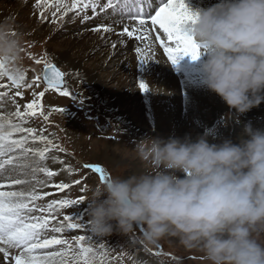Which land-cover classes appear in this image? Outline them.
<instances>
[{
    "label": "clouds",
    "instance_id": "obj_1",
    "mask_svg": "<svg viewBox=\"0 0 264 264\" xmlns=\"http://www.w3.org/2000/svg\"><path fill=\"white\" fill-rule=\"evenodd\" d=\"M187 29L206 57L203 85L238 114L259 106L264 0H218ZM24 60V33L0 21L5 75L23 76ZM136 152L152 170L95 187L87 201L92 235L127 236L143 225L145 249L176 238L208 264H264V130L246 126L239 143L146 138Z\"/></svg>",
    "mask_w": 264,
    "mask_h": 264
},
{
    "label": "rangeland",
    "instance_id": "obj_2",
    "mask_svg": "<svg viewBox=\"0 0 264 264\" xmlns=\"http://www.w3.org/2000/svg\"><path fill=\"white\" fill-rule=\"evenodd\" d=\"M190 1L185 0V4L191 12L196 14L205 10ZM2 2L6 4H1ZM35 4L36 0H24L23 4L20 0H0V21H8L14 28L18 27L24 33L25 84L31 83L36 75H40L43 65L35 64L36 58L46 57L65 74L64 85L71 95L61 96L57 92H46L41 104L44 113H51L49 119L44 121L40 115L29 116L26 117L27 123L24 124V127L36 129L38 135L43 130L44 136L51 139L54 144L60 145L65 151L60 152L52 148L46 153L44 161H38V156L29 153L27 157L14 161L12 165H5V169L0 170V183L6 180L3 176L11 177L8 174L14 172L20 165L30 166L37 163L51 170L50 166L55 163L58 167L56 168L58 169L56 170L57 175L51 180L44 173L32 172L29 174L30 178H26L32 181V184L12 187L18 190L35 186L39 192L54 193L37 201V204L41 206H46L53 199H79L83 196L82 204L60 210L57 220L62 219L63 215H73L87 226L88 197L101 182L97 175L83 167L85 164L101 165L110 177H127L152 170L138 157L136 152L137 142L143 139L184 140L186 138L196 141L203 137L209 144H221L225 141L239 143V136L246 126H251L254 130H264V103H260L259 106L244 114H238L234 109H230L218 95L203 85L201 64L206 58L203 54L198 60L192 62L194 67L188 75H184L185 71H170L179 80L175 83V93L178 98L170 95L171 92L167 88L166 96L154 105L149 91L144 92L139 89V82L143 81L147 84L144 74L151 72L147 64L146 67L144 65L137 70V73L130 76L127 92H125L128 96L126 98L137 97L141 109L136 111L130 100H127L128 104L124 102L126 107H121V104L117 103L116 94L112 96L105 92L107 89L109 92L116 89V81L113 78L109 79L114 77L110 73L116 72L117 69H114L112 65H107L103 55L104 51L100 52L96 49L90 53L94 45L92 38L83 35L86 31L94 33L92 29L97 27V24L93 25L94 20L112 16L115 20L121 21V17L113 14L110 9H106L85 22H81L79 17L73 22L71 19L73 13H69L63 22L54 24L51 22L53 18L51 14L55 9L49 8L45 11L36 8ZM41 11L44 12L43 18L40 15ZM89 15H92L90 9ZM132 39V43L135 41L140 43L135 38ZM53 41L63 45L81 42L82 45L80 48H73L67 56L63 53L58 54L51 48L50 44ZM190 57L185 56L179 60L184 62ZM75 58L81 59L80 66L74 63ZM99 65L106 66V71L103 72L109 76L104 77V79L108 77L109 82L102 91L87 76V68L97 69ZM166 65L168 66L167 62ZM165 69L167 68H163L162 71L167 75L168 72L164 71ZM1 81H4L3 84L6 87L0 91L7 94L0 102L12 101L11 97H14L16 103L12 101L10 104L15 107V110L16 104H19L23 111V106L33 99V92L43 90L42 84L39 88L21 87L17 89L11 86L7 78ZM157 81L158 86L165 87L166 82L161 75L155 78V82ZM17 91L23 93L22 97L15 96ZM73 97L76 99L73 100ZM57 108L65 111H51ZM75 125L78 129H75ZM28 146L40 150L45 147V144L40 141H30ZM103 149L109 153L112 152L115 157L105 156L106 151ZM59 161L64 163L61 164ZM69 168L71 172L67 170ZM76 180H81L82 184H75ZM42 181L45 182L44 186L40 185ZM56 183H68L70 188L60 193L47 186ZM143 231L144 226L138 225L134 232L127 236H121L114 231L110 236L96 237L89 232L88 228L87 231L83 229L66 230L64 235L66 238L74 235L89 236L95 247H99L98 244H104L110 252V255L105 257L104 264H208L202 253L185 249L176 238H165L158 245L145 249L140 243V235ZM52 235L59 237L61 234L53 233ZM261 239L264 240V233H261ZM16 252L15 249L10 250V253L15 254ZM10 260L11 256L9 260H5L3 253H0V264H9Z\"/></svg>",
    "mask_w": 264,
    "mask_h": 264
},
{
    "label": "snow or ice",
    "instance_id": "obj_3",
    "mask_svg": "<svg viewBox=\"0 0 264 264\" xmlns=\"http://www.w3.org/2000/svg\"><path fill=\"white\" fill-rule=\"evenodd\" d=\"M145 3L147 0H105L103 3L101 0H55V2L36 0L35 7L45 11L54 8L55 11L51 14L53 17L51 22L54 24L63 22L69 13H73L71 18L73 22L77 17L81 19V22H85L98 12L110 9L113 14L119 15L121 20L126 19L129 22L124 24L121 32L116 34L120 37L135 38L140 42L136 48L140 65L147 64L152 58L156 42L173 65L185 56L198 60L203 54L201 46L188 34L187 29V25L194 22L196 14L188 9L185 0H167L166 3L156 4L154 8L148 4L147 9L144 7ZM40 15L43 18L44 12L41 11ZM92 31L109 33L114 29L110 25L102 24L94 27ZM120 43H123V39ZM116 46V44L112 45L113 48ZM35 64L43 65L42 74L36 75L31 83L25 84V74L19 78L5 75L6 69L0 63V80L7 78L11 86L19 89L21 87L39 88L41 84L43 85L42 91L33 92V99L23 106V111L20 105L16 104L14 113L0 112V170L5 169V165H12L14 161L27 157L29 153L38 156L40 161H44L46 153L52 148L60 152L65 151L60 145L54 144L51 139L44 136L43 130L38 135L36 129L24 127L27 123L26 117L29 116L40 115L44 121L49 119L51 113H44L41 104L46 92H57L61 96L71 95L64 85L65 74L55 64L46 57L36 58ZM5 87L6 85L0 83V89ZM138 87L141 91H149L148 85L143 81L138 83ZM6 94L0 92V100ZM22 95L20 91L15 93V96L22 97ZM11 99L15 104V98L11 97ZM75 99L73 97V100ZM51 111L64 112L65 110L57 108ZM30 141H40L45 144V147L35 150L28 146ZM23 166L30 167L33 173H44L49 180L57 175L56 172L39 164ZM83 167L97 175L101 183L111 178L99 164H85ZM67 170L71 172L70 168ZM30 184H32L30 180L11 177L0 183V253H3L4 259L9 260L11 256L9 264L12 262L14 264H104L105 257L110 255L104 244H98L99 247H95L91 237L85 235L65 237L66 230L87 231V226L81 219L73 215H63L62 219L57 220L60 210L82 204L83 196L79 199H53L46 206H41L37 204V201L54 193L39 192L35 186L18 190L12 187ZM44 184L45 182H40L41 186ZM75 184L81 185L82 181L76 180ZM47 186L60 193L70 188L68 183ZM53 233L61 235L58 237L52 235ZM11 249L17 252L10 253Z\"/></svg>",
    "mask_w": 264,
    "mask_h": 264
},
{
    "label": "bare ground",
    "instance_id": "obj_4",
    "mask_svg": "<svg viewBox=\"0 0 264 264\" xmlns=\"http://www.w3.org/2000/svg\"><path fill=\"white\" fill-rule=\"evenodd\" d=\"M166 2H167V0H149L148 4H151L152 7L154 8L156 6V4L166 3ZM190 2L196 6L204 8L206 10V9L210 8L211 6H214L215 4H217L218 0H191ZM3 3L6 4V2H2L1 4H3ZM145 6L147 9L148 6L146 4H145ZM127 23H129L127 20H121V21L119 20L118 21L117 19L115 20V18L112 16L102 17L97 21L94 20L93 25L94 26L96 24H97V26L102 25V24L103 25H110L114 29V31L109 32V33H103V32L91 33V32L86 31L83 35H86V36H89L92 38L91 41L93 42L94 45H93V49L90 51V53H92L96 49L100 52L104 51L103 55L105 56V61L107 62V65H112L114 67V69H117L116 72L110 73L114 77H111L109 79V80H111L113 78V80L116 81V89L111 90V92H109V89H107L105 92L110 93L112 96H115L114 94H116V96H118L117 103L121 104V107H126L124 102L128 104L127 100H130L132 105H134L135 110L137 111V110L141 109V106L137 101V97H134L133 99L126 98L128 96L125 94V92H127V86L129 83L128 79L130 78V76L137 73V70L144 66V65L139 64L137 53H136V48L139 45V43L136 41H135V43H132L133 42V41H131V40H133L132 38H128L127 36L120 37L116 34V33L121 32L124 24H127ZM121 39H123V43H120ZM113 44H116L117 46L115 48H113L112 47ZM81 45H82L81 42L69 43V44L65 43L63 45V44H58L55 41H53L50 44L51 48L54 49L55 51H57L58 54L63 53V55L66 54L67 56H69V54H70L69 52L73 48H75V47L80 48ZM153 52H154V55L147 62L148 66H149V70L151 72L148 74H144V77H145V80H146L148 88H149L150 97H151L152 101L154 102V105H156L166 96L167 88H168L169 92H171L170 95H172L174 97L177 95V93H175V83L179 82V80H177V78L171 72H173V70L181 71V72L185 71L184 75H188L194 67L192 65V62L194 60L190 57V58H187L186 61L184 60V62H181L180 60H178V62L175 65H173L168 61L167 56L164 54L163 49L159 47L158 42H156V44L154 45ZM166 62H167L169 67L166 65ZM74 63L76 64V66H80L82 64V61L79 58H75ZM147 64H145V67L147 66ZM165 67L167 69H165L164 71L168 72L167 75L162 71V69ZM105 69H106V66L104 67V65H99L97 67V69H94V68L88 69L87 68L88 78L93 80L94 83L97 85V88L101 91L104 88H106V86L109 82L108 74H105L103 72V71H106ZM158 75H161L163 80H165V82H166V85L164 88L161 86H158V81L155 82V78L158 77ZM105 76H108V77L104 79ZM101 77H103V79ZM3 82L0 80V83H3ZM175 98H178V96H176ZM12 101L4 100L3 102H0V112L14 113L15 107H13L10 104V102H12ZM261 103H264V101H262ZM263 108H264V105H263ZM75 129H78V127L76 125H75ZM242 134L243 133H241L239 137H241ZM245 138H247V137H245ZM103 150L106 151V150H109V148H106V150L105 149H103ZM110 151H111V149H110ZM106 152L104 153V154H106L105 156H107L109 158L115 157V156H113L112 152L111 153H109V152L106 153ZM32 157H33V155H32ZM32 157H30V158H32ZM53 158H55V157H53ZM38 161H40V160L38 159ZM38 161H36V162H38ZM51 161H53V159H51ZM54 161H55V159H54ZM30 162H31V160H30ZM51 164H52V162H51ZM53 166H55V167H53ZM27 168L29 169L30 167H27V166L24 167L23 165H20L19 167H16L14 172H10L8 174V176H11V178H13V179H19V178L26 179L27 177L30 178L29 174H32V172L30 171V169L27 170ZM50 168L52 171H55V172H56V170H58V169H56L58 167L55 163L53 165H51ZM17 176H22V177H17ZM3 177L5 179L8 178L5 176H3Z\"/></svg>",
    "mask_w": 264,
    "mask_h": 264
},
{
    "label": "water",
    "instance_id": "obj_5",
    "mask_svg": "<svg viewBox=\"0 0 264 264\" xmlns=\"http://www.w3.org/2000/svg\"><path fill=\"white\" fill-rule=\"evenodd\" d=\"M42 71H43V67H42V69H41V72H40V74H42Z\"/></svg>",
    "mask_w": 264,
    "mask_h": 264
}]
</instances>
